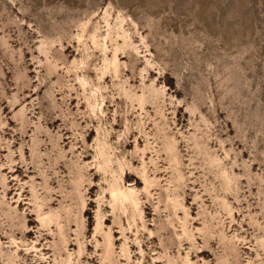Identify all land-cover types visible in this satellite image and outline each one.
<instances>
[{"label":"rangeland","instance_id":"obj_1","mask_svg":"<svg viewBox=\"0 0 264 264\" xmlns=\"http://www.w3.org/2000/svg\"><path fill=\"white\" fill-rule=\"evenodd\" d=\"M114 262L264 264V0H0V264Z\"/></svg>","mask_w":264,"mask_h":264},{"label":"bare ground","instance_id":"obj_2","mask_svg":"<svg viewBox=\"0 0 264 264\" xmlns=\"http://www.w3.org/2000/svg\"><path fill=\"white\" fill-rule=\"evenodd\" d=\"M88 131V130H87ZM90 134H91V132H90ZM140 141H141V138L140 137H138V138H136L135 139V142H137V143H140ZM124 145L122 146V147H128V146H130L132 143H133V140H131L130 138H126L124 141ZM122 149V148H121ZM123 151V150H122ZM85 153H87L88 152V149H86L85 151H84ZM128 175V174H127ZM129 176V175H128ZM113 195H115L114 193H113ZM57 199H54V200H51L50 201V204H53L55 201H56ZM185 201H187V197L185 198ZM61 202V201H60ZM111 230V229H110ZM110 236V235H109ZM122 238V237H121ZM108 239H110L111 240V237H109ZM109 240V241H110ZM111 242V241H110ZM114 243V242H113ZM106 246V245H105ZM112 248V247H111ZM205 250H202V251H200L201 253H203ZM110 255V254H109ZM108 257H110V256H108ZM112 257H114L113 255H112ZM112 257L111 258H109V259H111L112 260ZM108 259V260H109ZM113 260H114V258H113ZM112 260V261H113ZM127 261H129V257H127V259H126ZM110 261V260H109ZM157 263H159L160 261H156ZM119 263V262H118ZM111 264V263H110ZM114 264H115V262H114Z\"/></svg>","mask_w":264,"mask_h":264}]
</instances>
